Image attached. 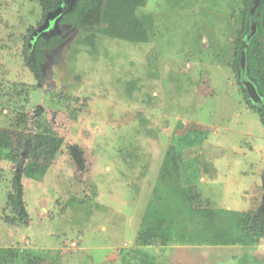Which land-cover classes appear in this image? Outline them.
Segmentation results:
<instances>
[{"label": "rangeland", "instance_id": "1", "mask_svg": "<svg viewBox=\"0 0 264 264\" xmlns=\"http://www.w3.org/2000/svg\"><path fill=\"white\" fill-rule=\"evenodd\" d=\"M245 1L146 0L136 12L152 19L146 43L64 29L37 78L26 45L40 2L0 0V264L138 261L137 231L169 153L205 206L260 212L264 127L234 71ZM31 142L58 147L43 174L11 161ZM17 168L27 222L7 201ZM226 247L150 250L158 264H264V247Z\"/></svg>", "mask_w": 264, "mask_h": 264}, {"label": "trees", "instance_id": "2", "mask_svg": "<svg viewBox=\"0 0 264 264\" xmlns=\"http://www.w3.org/2000/svg\"><path fill=\"white\" fill-rule=\"evenodd\" d=\"M61 1L63 0H39L43 17L47 12L53 11ZM145 4L146 0H68L58 26L69 25L81 35L87 34L91 41H94L98 34L131 43H146L152 35V19L150 16L140 18L136 15L137 10L143 8ZM251 4L252 0L245 1L243 26L240 39L237 41L234 71L239 72L238 62L241 52H244L246 76L253 81L258 94L264 96V25L262 24L264 0L255 12L256 32L247 41L246 36L252 19L249 14ZM57 38V36H51L48 41L38 38L33 51H30L31 58L26 55L27 66L35 77L39 78V66L44 63L41 57L46 51L57 47ZM241 91L249 108L259 116L260 123L264 127L263 110L261 107L253 106L242 88ZM29 139L30 136L21 135L20 149ZM26 147L25 154H16L11 161L17 162V158H20L28 159V162L33 163L34 168L27 173L28 175L43 174L58 150L57 146L44 148L32 142ZM168 156L161 166L151 200L135 238L133 253L139 259L136 262L126 259L125 263L158 264L157 257L150 249H159L160 252H164L167 247L176 245L242 246L250 250L264 247V210L255 215L250 212L229 214V211L210 209L209 206L204 205L207 202L201 201L200 193L190 186H183L177 160L170 153ZM22 176L23 171L17 168L12 179V191L8 194L7 201L16 215L27 222L28 215L23 202L21 185Z\"/></svg>", "mask_w": 264, "mask_h": 264}, {"label": "water", "instance_id": "3", "mask_svg": "<svg viewBox=\"0 0 264 264\" xmlns=\"http://www.w3.org/2000/svg\"><path fill=\"white\" fill-rule=\"evenodd\" d=\"M263 0H252V4L251 7L249 9V14L250 16H253V14L255 13V11L259 8L260 4L262 3ZM61 13H62V8L58 7L55 10L49 12L44 20V23L33 33L32 38H34L37 34L39 33H45L47 31V29L49 28V24L50 22L54 24V26L57 25L58 21L61 18ZM256 32V24L253 23L252 21H250V26H249V33L246 36V40L248 41ZM239 66L241 69L245 68V53L241 52L240 54V58H239V62H238ZM242 87L243 90L245 92V95L247 97V99L253 104V105H258L261 107V109L264 112V103H262V101L264 102V99L261 98L256 90L255 85L253 84V82L251 80H245L242 83ZM264 201V199H263ZM264 210V203L260 209V212H262Z\"/></svg>", "mask_w": 264, "mask_h": 264}, {"label": "flooded vegetation", "instance_id": "4", "mask_svg": "<svg viewBox=\"0 0 264 264\" xmlns=\"http://www.w3.org/2000/svg\"><path fill=\"white\" fill-rule=\"evenodd\" d=\"M67 5H68V0H63V1H61V2H59L58 3V5L56 6V8H58V7H61L62 8V13L64 12V10L66 9V7H67ZM55 8V9H56ZM54 9V10H55ZM51 12V11H50ZM256 12V11H255ZM49 12H47L46 14H45V16L43 17V19H42V22L37 26V28L36 29H34L33 31H32V33H31V35H30V37H29V40H28V42H27V45H26V49L27 50H30V51H33L32 49H34V47H35V43H36V40L38 39V38H41L43 41H48L50 38H51V36H56L59 32H61L62 30H64V29H67V28H71L69 25H66V24H62L61 26H58V23H57V25L56 26H54V24H53V22L51 23L50 22V24H49V28L47 29V31L43 34V33H39V34H37L34 38H32V36H33V33L44 23V20H45V17H46V15L48 14ZM61 13V14H62ZM254 17H255V13L253 14V16H252V19L250 20V21H252L253 23H255L256 24V29H257V23L255 22V20H254ZM263 25H264V19H263V23H262ZM250 26V25H249ZM30 58H31V56H30ZM239 70V72H237L236 73V76H237V79H238V81H239V84L241 85V88L243 89V87H242V83H243V81H245V80H251L250 78H248L247 76H246V71H245V68L244 69H241V68H238ZM244 74V75H241V74ZM252 81V80H251ZM253 82V81H252ZM261 98H263L264 99V96L263 95H259ZM264 102L262 101V103L261 104H263ZM253 106H256V107H260V106H258V105H253Z\"/></svg>", "mask_w": 264, "mask_h": 264}, {"label": "crops", "instance_id": "5", "mask_svg": "<svg viewBox=\"0 0 264 264\" xmlns=\"http://www.w3.org/2000/svg\"><path fill=\"white\" fill-rule=\"evenodd\" d=\"M199 182H204V180H203V178H200L199 179ZM263 205V204H262ZM262 207V206H261ZM227 211L229 210V209H226ZM249 212V211H248ZM199 248V247H198ZM222 248H225V249H227V248H230V247H222ZM178 249H183V247H181V248H178Z\"/></svg>", "mask_w": 264, "mask_h": 264}]
</instances>
